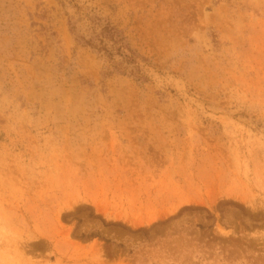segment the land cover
Here are the masks:
<instances>
[{
	"label": "rangeland",
	"instance_id": "374dc122",
	"mask_svg": "<svg viewBox=\"0 0 264 264\" xmlns=\"http://www.w3.org/2000/svg\"><path fill=\"white\" fill-rule=\"evenodd\" d=\"M0 264H264V0H0Z\"/></svg>",
	"mask_w": 264,
	"mask_h": 264
},
{
	"label": "trees",
	"instance_id": "16d2710c",
	"mask_svg": "<svg viewBox=\"0 0 264 264\" xmlns=\"http://www.w3.org/2000/svg\"><path fill=\"white\" fill-rule=\"evenodd\" d=\"M98 44H94L92 39L86 43L93 45L98 52H104L110 59L119 58L115 69L121 73L134 75L138 80L145 77L144 68L149 65L147 60L137 54L113 27L106 26L98 34L92 36ZM145 62V64H144Z\"/></svg>",
	"mask_w": 264,
	"mask_h": 264
}]
</instances>
